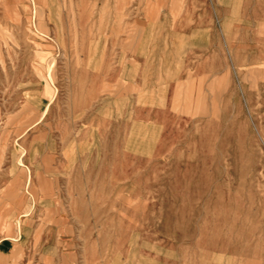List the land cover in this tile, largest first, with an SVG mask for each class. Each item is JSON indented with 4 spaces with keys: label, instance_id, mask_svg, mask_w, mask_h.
I'll return each mask as SVG.
<instances>
[{
    "label": "rangeland",
    "instance_id": "rangeland-1",
    "mask_svg": "<svg viewBox=\"0 0 264 264\" xmlns=\"http://www.w3.org/2000/svg\"><path fill=\"white\" fill-rule=\"evenodd\" d=\"M254 263L264 0H0V264Z\"/></svg>",
    "mask_w": 264,
    "mask_h": 264
},
{
    "label": "bare ground",
    "instance_id": "bare-ground-1",
    "mask_svg": "<svg viewBox=\"0 0 264 264\" xmlns=\"http://www.w3.org/2000/svg\"><path fill=\"white\" fill-rule=\"evenodd\" d=\"M26 9H27V8H26ZM27 19H29V18H27ZM27 21H29V20H27ZM27 26H28V25H27ZM125 261H126V260H125ZM254 261H256V260H254ZM255 263H256V262H255ZM255 263H254V264H255Z\"/></svg>",
    "mask_w": 264,
    "mask_h": 264
}]
</instances>
